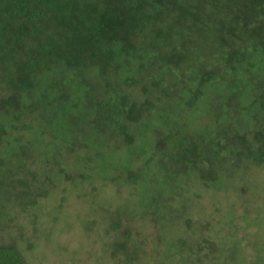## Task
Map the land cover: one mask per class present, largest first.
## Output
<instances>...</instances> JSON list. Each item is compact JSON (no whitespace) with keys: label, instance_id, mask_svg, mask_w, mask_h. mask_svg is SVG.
Masks as SVG:
<instances>
[{"label":"trees","instance_id":"16d2710c","mask_svg":"<svg viewBox=\"0 0 264 264\" xmlns=\"http://www.w3.org/2000/svg\"><path fill=\"white\" fill-rule=\"evenodd\" d=\"M59 193L118 264H264V0H0V264Z\"/></svg>","mask_w":264,"mask_h":264},{"label":"rangeland","instance_id":"374dc122","mask_svg":"<svg viewBox=\"0 0 264 264\" xmlns=\"http://www.w3.org/2000/svg\"><path fill=\"white\" fill-rule=\"evenodd\" d=\"M100 185V183H99ZM108 185V184H107ZM103 187V186H101ZM59 196L56 195L54 198L50 197H44V199H41V209L44 212L43 214H40L37 217L38 223L44 222L42 225L43 228L50 227L53 223V216L57 215L59 218L58 223H55L54 228V235L52 238H55V243L51 244L49 247H47L46 256H41L40 251L45 252L44 249H34L33 251L26 250L25 245H22L25 249V251L28 254L27 257V264H118L117 259H113L110 254L103 253L101 250H106V247L103 245V242L97 243V237L98 235L105 236V231H107V218L99 216V214H90V208H83L79 209L78 206L81 204L80 199L78 200L77 195L76 198H71L70 204L67 202L66 205V214L71 213L70 216L67 217V220L70 222L68 225V228L64 227V223L61 218L59 217V213H57L56 206L59 202ZM73 201V202H71ZM79 201V202H77ZM74 203L73 205H71ZM46 210H49L52 215H49ZM65 214V215H66ZM88 214V215H87ZM81 216V217H80ZM87 219V226L90 228H85L84 226V220ZM109 224V223H108ZM133 228V238L137 241L140 240L139 236L140 233L146 234L145 240L149 238V243L154 239L155 236L151 235L149 232L151 231L149 225H146L144 221H137L136 223L131 224ZM108 232V231H107ZM112 233V234H109ZM148 233V234H147ZM107 234L112 236L114 234V231H109ZM142 235V234H141ZM142 235L141 237H143ZM57 237V238H56ZM105 241L109 240V237L104 238ZM257 243V241H254ZM40 247L41 243H43L42 239L39 242ZM245 246L249 245L246 241L243 242ZM80 245L83 247V249H80ZM86 245V248L85 246ZM102 245L105 248H102ZM21 246V248H23ZM247 248V247H246ZM85 249H87V254L85 253ZM153 247H151V244H149V247L146 248L144 256L146 258L151 259V261L154 259L155 255L152 253ZM67 251H69V254H67ZM84 251V252H83ZM251 248L245 249L244 253L248 260H250L251 256ZM35 253L36 256H34L32 253ZM81 254V255H80ZM106 254L108 256H106ZM33 255V256H32ZM79 259V261H78ZM151 261H149V264H152ZM135 264H144L143 262H136Z\"/></svg>","mask_w":264,"mask_h":264}]
</instances>
